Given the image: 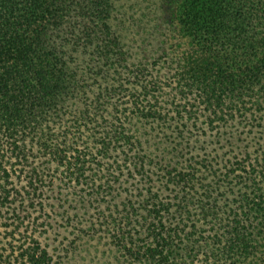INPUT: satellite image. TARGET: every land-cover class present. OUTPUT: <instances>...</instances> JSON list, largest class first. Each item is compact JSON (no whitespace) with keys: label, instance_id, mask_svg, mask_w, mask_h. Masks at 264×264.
Segmentation results:
<instances>
[{"label":"trees","instance_id":"obj_1","mask_svg":"<svg viewBox=\"0 0 264 264\" xmlns=\"http://www.w3.org/2000/svg\"><path fill=\"white\" fill-rule=\"evenodd\" d=\"M138 2L0 0V264H264V0Z\"/></svg>","mask_w":264,"mask_h":264},{"label":"rangeland","instance_id":"obj_2","mask_svg":"<svg viewBox=\"0 0 264 264\" xmlns=\"http://www.w3.org/2000/svg\"><path fill=\"white\" fill-rule=\"evenodd\" d=\"M113 1V4L114 6L118 9V12L121 13H128L127 15L128 16H131L130 14V11L129 9L133 6V5H136L138 4V0H112ZM132 17V16H131ZM121 20V19H120ZM116 23V24H115ZM115 23H113L115 26L117 25L118 28L120 29L119 27V24L117 21H115ZM130 24V23H128ZM124 26H126V24H124ZM125 41L127 43H131L132 40H131V37H127L125 38ZM124 41V42H125ZM86 254V253H85ZM78 258V257H76ZM65 264H88L86 260H81V259H78V260H68V262H66ZM96 264V263H94ZM100 264H103L102 262Z\"/></svg>","mask_w":264,"mask_h":264}]
</instances>
